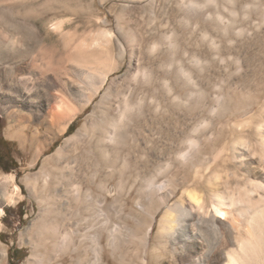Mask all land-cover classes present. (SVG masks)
Instances as JSON below:
<instances>
[{
  "label": "bare ground",
  "instance_id": "6f19581e",
  "mask_svg": "<svg viewBox=\"0 0 264 264\" xmlns=\"http://www.w3.org/2000/svg\"><path fill=\"white\" fill-rule=\"evenodd\" d=\"M114 1H117L114 8H119L122 12H127L131 7L134 10L132 5L139 4L140 6L136 9L140 8L143 11V17H147L150 31L157 28L155 21L160 17L167 18L169 23L171 14L169 9L174 2L176 11L182 14L180 23L183 29L193 24V21L201 20L214 24L222 34L235 30H238L234 32L235 35L239 34V28H231L230 23H224L226 19L218 11L220 0ZM53 2L54 0H0V71L12 80L18 88V97L23 98L28 84L26 72H28L27 75L30 72L34 75H42L45 67L56 74L63 67L65 68L66 60H79V64H85L89 70H92L94 77H97L95 91L86 101L85 107H88L93 103V98L106 88L110 77L123 69L128 57V47L133 42V38L130 37L132 28H117L118 36L114 47L109 40L107 41L109 44L98 45L99 47L96 48L97 44L95 47L94 41L90 42L92 39H89V36L94 34L93 30L86 31L87 34H80L79 30L75 29L65 34L63 33L65 21L56 16L67 17L70 13L76 16L77 21L92 24L94 0H61L59 7H56ZM109 2L110 0H99L101 5ZM224 2L232 7L233 13L238 0H224ZM211 6L214 8L212 11L209 10ZM60 7L63 9L61 10ZM158 9L162 10L160 17L155 13ZM50 13L55 15L50 17ZM81 16L84 17L80 19ZM33 19L47 28V34L52 29L60 32L59 34L63 33L66 40L64 48L57 51L55 47L47 44L45 42L47 36ZM120 20L121 18H118V23ZM96 21L100 22L99 19ZM197 24L193 25L194 30L199 29ZM162 25L164 23L161 21L160 26ZM171 31L170 35L162 33L161 39L151 42L146 50L143 49L142 52L136 50L137 52L130 55V65L120 81V88L107 89L83 126L67 137L64 143L46 158L43 168L49 161L55 162L57 159H62V162L55 163L49 172L41 176L43 184H39L40 180L37 176L26 177L25 181H34V188L40 193L41 208V217L35 222L38 233L29 264H107L106 258L109 254L119 263L124 264V256L128 254H124L126 246L125 252L136 254L141 249L145 251V258L140 264L154 262L162 264V252L169 253L173 257H180V264H202L205 258H209L214 252H217L218 255L215 256L217 258L211 259L209 264L222 262L224 264H264V184L254 182L252 179L243 183L236 172L227 170L225 164L226 155L230 151L241 150L245 157L252 156L251 159L247 158L251 172L261 166L262 160L264 161V108L260 109V116L251 121L257 123L255 142L251 143L241 137L238 141L234 140L230 148L228 144L230 142L220 145L224 139L215 138L213 148L211 135L208 136L206 130H203V123L206 127L210 126L211 121H200L193 127V131L197 135L201 134V137L185 138L187 148L175 150L173 158L171 156V159L168 157L167 161H158L152 171L144 175L143 169L148 168L151 162H155L154 158L157 156L152 153L156 143L153 117L167 112L170 106H174V109L179 111L184 109L191 113L202 104L201 101L205 97V92L198 87L197 78L208 70H205L208 63L206 62L205 65L203 59L195 56L193 57L195 58L194 69H187L181 64H176L171 56L174 57L175 51L179 49L176 42L178 34L176 29L172 28ZM96 33L103 38L112 35L109 31L101 29ZM205 35L207 36V33ZM228 42L231 45L234 44L233 40ZM163 43L169 45L170 58L158 65L164 75V78L158 81L153 69L146 65L145 58L155 59L154 57L163 49ZM214 57L219 61H225L216 53ZM227 59L231 65L238 68L241 66L239 57L230 55ZM156 82L161 83L160 91L164 95L162 100L158 99V89L154 87ZM187 86L194 87L195 90L186 92L185 95L179 94V89L182 90ZM138 91L145 93L146 99H142L144 101H134ZM224 97L225 94L220 92L219 101H223ZM225 104L223 103L219 110L227 112L228 107ZM63 112L64 115H69L68 120L77 118L81 113H72L69 108H64ZM250 112H252L251 105L237 109L234 113V121L239 125H246L247 118H242ZM62 113L49 111L47 120L54 122L55 117L59 114L62 116ZM147 113H150L148 120ZM142 119L144 122L138 126L136 134L133 131L134 123ZM8 134L11 138H19L22 142L27 139L23 131L13 127L9 129ZM33 136L32 143H42L38 133ZM203 136L207 137L203 138L204 141L206 139L210 141L206 143L207 148L214 150L219 144L220 149L214 150L216 154L214 153L213 156H204V159H200L199 154L203 151L202 149H205L201 146ZM130 145L137 151L134 165L131 163L130 153L123 155V150ZM69 146L71 147L68 149ZM252 150L258 153V160L261 162H254L256 153L252 152L253 155H251L249 152ZM86 162L93 164V170L90 172L84 166ZM189 164L195 168V173L192 175L184 170L188 169ZM183 173L185 176H182ZM180 175L183 177L182 180L179 178ZM12 179L13 177H6L0 180V232L2 215L5 213L3 206L6 202H15L13 197L15 194L11 195L9 192ZM131 180L134 181L133 184ZM93 186L97 189L98 195L94 194ZM135 189L137 196L134 199L132 195ZM204 189L208 191L207 194H204ZM19 192L20 188L17 186L16 193L19 194ZM179 192H181L180 196H178ZM253 195H256V200L252 199ZM108 196L112 198V203L116 206L121 205V199H133L137 209L135 211L131 209L130 216H134L133 219L136 220L138 228H146L142 236L138 230L135 231L121 223L111 222L109 213L104 208L109 199ZM81 200L83 205L80 207L76 203ZM248 210H250V216L247 215L248 219L242 220L246 212H249ZM82 211L90 214L88 227L85 230L80 229V223L77 220ZM137 212L148 214L151 223L143 222L142 218L136 216ZM155 229H157L156 232ZM206 234L210 236L211 241L205 238ZM153 240L156 246L154 245L152 252L156 255H153L151 263V259L147 257ZM1 244L0 241V258L3 259L7 252ZM131 244L133 248L128 247Z\"/></svg>",
  "mask_w": 264,
  "mask_h": 264
},
{
  "label": "rangeland",
  "instance_id": "374dc122",
  "mask_svg": "<svg viewBox=\"0 0 264 264\" xmlns=\"http://www.w3.org/2000/svg\"><path fill=\"white\" fill-rule=\"evenodd\" d=\"M53 3L56 7H59L61 0H54ZM94 3V12L91 17L93 19L92 24L84 23V21L81 23L77 21L78 19H76V16H73L70 13L67 17H60L56 15L58 18H61L65 21V29L63 33L66 34L67 31L73 32V30L78 29L80 34H87L89 30H93V33L96 35L93 34L91 37L89 36V39L92 40H88V42L94 41V46L97 44V47H95L98 48L100 45H106L107 43L109 44L107 41L111 40L110 43L114 47L118 36L117 28H132L130 37L133 38V42L132 44L130 43L129 47L127 45L128 57L124 63L123 69L116 75L110 77L106 88L102 90L101 94L93 98V103L88 107H85L86 101L92 97L95 91L97 77H94L92 70H89L85 64L80 63V65L79 60H66L67 63L65 62L64 64L65 68L63 67L61 70L62 72H56V74L55 72H50L48 68L45 67L42 75H34L33 72H30L29 75H27L28 72H26L25 76L29 85H26L23 98L18 97V88L12 83V80L8 77H5L6 74L0 71V136L8 141L7 144H4L2 147H0V154L2 155L0 157V180L6 177H13L12 182L9 185V192L11 195L15 194L13 196L15 202H6V205L3 206L5 213L2 215L1 219L2 229L0 232V241L2 242L1 245L6 250L7 255L3 259L0 258V264H29V259L33 254L35 237L38 233V228L35 225V222L41 217V208L39 204L40 193L39 191L35 190L34 181L26 182V177L37 176L40 180L39 184H43V177L41 176H43L44 173L49 172V170L54 167L55 163L60 164L62 162V159H57L55 162L49 161L48 164H46L43 168L46 158L49 155H52L57 147L64 143L67 137H70L80 127L83 126V124L96 109L107 89L113 90L115 88L114 90H116L117 87L120 88V81L127 73L130 65V55H132L133 52H137L138 50L140 52H142L143 49L146 50L147 45H149L151 42L161 39L160 36L162 33H167L170 35L172 28L174 30L176 29V34H178L176 35V42L179 46V49L175 51L174 57L173 55L171 56V58L175 59L176 64H181L187 69H194L195 58L193 57L195 56L199 57L201 60L203 59L202 61L205 65L208 63L205 68V70H208L204 71V74L202 73L197 78L199 83L198 87L205 92V97L203 98V101H201L202 104L191 113L184 109V111L182 109L179 111L174 109V106H170L167 112L154 116V119L152 118L155 120L154 123L151 120L154 126L153 130L156 131V143L155 148L153 147L154 149L152 150V153L156 154L157 156L154 158L155 162H151V164H149L150 168L148 167L143 169V172L145 173L144 175H147L149 172H151L152 168L157 165L158 161H167L168 157L171 159V156L173 158L175 150L177 151L179 149L187 148L185 138L189 136L194 138L201 137V134L197 135L193 131V127L200 123V121H211L210 126L204 127L203 123V130H206L208 136L211 135V147L215 146L213 144L215 138H221L222 140L224 139V141L220 142V145L227 141L230 142L228 143L229 145L233 144L234 140L238 141V139L241 137H244L251 143L255 142L257 139V123H252L251 121L253 118L256 120L258 116H260V109L264 108V0H238V4L235 10H233V13L231 12L232 7L227 2H224V0L219 1L218 11L226 19L224 23H230L231 28H239L238 35H235L234 33L238 30H235L234 32L229 31L225 32V34H222V32L219 31L218 28L214 26V24L203 22L201 20L193 21V24L187 25L186 29H183L180 23L182 14L178 10L176 11L177 7L174 2L171 6L172 9H169L171 13L169 15V23H167V18L160 17V15H162L161 9L155 11L156 15H159L158 17H160V19H156L155 25L157 24V28H153L151 31L148 29V22L146 19L147 17H143V11L140 8L136 9L140 6L139 4L132 5L135 8L134 10L131 7L127 12H122L121 9L114 8V4L117 3V1L114 0H110V2L106 5H101L99 0H94ZM72 6L74 7L76 5ZM60 9L62 10L63 8L60 7ZM212 9H214L212 6L209 7L210 11H212ZM54 15V13H50V17ZM83 17L84 16H81L80 19ZM118 18H121L119 23L117 21ZM97 19H99L100 22H97ZM33 21L37 23L39 27L41 26L43 34L47 36L45 40L47 44L55 47L57 51L64 48L66 40H64L65 36L63 33L59 34L60 32H56L54 29H52L50 33L47 34V28H45L44 25L35 19H33ZM103 21H106L107 23H102ZM161 21L164 23L162 26H160ZM165 23H167V25H165ZM196 23L199 25L198 30L193 29V25ZM99 29L109 31L110 35L112 34L111 37H100L96 33ZM206 33L207 36L205 35ZM94 39L96 40V43ZM229 40H233L234 44L231 45L228 42ZM99 41L101 43L103 42L104 44H99ZM213 42H215V44H213ZM106 47L107 46H105V48ZM162 48L163 49L161 52L157 54L156 57H154L155 59H148L147 57L145 58L146 65L153 69L157 75L158 81L164 78V75L159 70L158 65L164 60L166 61L170 58L169 45L167 43H163ZM215 53L221 56L225 61L217 60L216 57H214ZM230 55L240 58L241 66L239 68L229 63L227 58ZM159 84L161 83L156 82L154 87L158 89V99L162 100L164 95L160 91L161 85ZM149 88H151V86H149ZM182 90L179 89V94L185 95L188 92L195 90V88L187 86ZM220 92L225 94L223 101H219ZM143 93L138 91L134 97V101H144L142 99L146 98L144 97L145 93ZM223 103H226L225 105L228 107L227 112L225 110H219ZM249 105H251L252 112L247 114V116H244L242 119L247 118L248 123L251 124V127L248 123H246V125H239L234 121V113L237 109ZM64 108L71 109L72 113H81L78 114L77 118L68 120L69 115L67 116L63 114ZM56 110L59 113L63 112L62 116L59 114L60 117L56 116L55 120H53L54 122H49L47 120L49 111L56 113ZM171 111L173 114H170ZM147 114L148 120L150 113ZM177 118H179L180 121ZM162 119L164 120L160 121ZM143 122V119L141 121H135L133 131L136 132V134L138 133V126ZM71 126L73 127L70 130ZM11 127L23 131L27 136L26 141L22 142L19 138H11L8 134ZM245 129L247 130L245 131ZM36 133L40 135L43 146L42 143H32V139L34 137L33 135ZM203 138L205 139L207 137H202L201 146L207 150L201 148L204 152L202 151L203 153L201 152L199 154L200 159H204L206 156H213V154L216 152L214 150H217L220 146L218 144L216 149L210 150L206 147L210 141L207 139L204 141ZM54 139L56 140L53 142ZM70 147L71 146H69L68 149ZM229 147L232 148V145ZM240 151L241 150H232L226 155L227 160L225 161V164L227 166V170L236 172L243 183L249 179H252L254 182H261L264 184V161L262 160L261 162L258 160L259 156L255 150L249 152L251 155L256 153V155H254V162H261V166L257 170H253L254 172H251L252 170L247 164V158L251 159L250 157L252 156L245 157V154H243L242 151L241 152L243 155L240 154ZM129 153L132 155L131 163L134 165L137 151L135 147H132V145L123 150L124 156L128 155ZM246 154L248 155V153ZM243 156L245 158H243ZM241 158H243L242 161ZM9 159L15 160L18 166L16 169L6 171L5 169L11 166ZM197 164L198 163L195 165L198 168ZM255 165L258 167L257 164ZM84 166L89 172L93 170L92 162L91 164L86 162ZM187 168L188 169L185 168L184 170H186L189 175L195 173V168L192 165L189 164ZM185 173H183L182 176H185ZM182 176L180 175L179 178L183 179ZM160 179L163 180V178ZM178 179L177 183L182 180L179 179V181ZM131 182L133 184L134 181L131 180ZM17 186L20 188L19 194L16 193ZM92 188L94 194L98 195L97 189L94 186ZM136 192L137 190L135 189L132 195V198L134 199L137 196ZM203 192L204 194L208 193L206 189H204ZM180 195L181 192H179L178 196ZM108 198L109 199L104 205V208L109 213L111 222L121 223V225L124 224L135 231L138 230V232H140V236H142L146 228H138L136 220L133 219L134 216H130L131 209L134 211L137 209L133 199H121V205L119 206L118 204L116 206L115 203H112V198L109 196ZM256 198V195L252 196V199L256 200ZM122 203L125 207H122ZM76 204L81 207V205H83V200ZM248 211L249 212H246V214L242 217V220H245L246 218L248 219V216H250V210ZM136 216L142 218L141 220L147 224L151 223V218L148 214L137 212ZM89 217L90 214H88V212L82 211L79 218H77L78 222L80 223L79 227L81 230H85L88 227ZM156 230L157 229H155V232ZM205 238L209 239L208 241H211L208 234H206ZM155 244V240H153L150 248L148 249L149 254L147 259H151V263L153 262V255H156L152 252L153 248L156 246ZM129 246L132 247L133 245L131 244L128 245V247ZM125 251H127V246L124 250V254L128 253L124 256V264H140L141 260L145 258V251L143 249L139 250L136 254L134 252ZM212 254L209 256V258L206 257L202 264H209L211 259L217 258L215 257L218 255L217 252ZM162 255V264L181 263L180 257H173L172 255H169V253L166 254V252H162ZM106 263L122 264L119 263L118 260L114 259V257H112L110 254L107 255ZM152 264L157 263L154 262ZM221 264L224 263L222 262Z\"/></svg>",
  "mask_w": 264,
  "mask_h": 264
},
{
  "label": "trees",
  "instance_id": "16d2710c",
  "mask_svg": "<svg viewBox=\"0 0 264 264\" xmlns=\"http://www.w3.org/2000/svg\"><path fill=\"white\" fill-rule=\"evenodd\" d=\"M72 127L73 126L70 127V130L72 129ZM7 143H8V141H6L2 136H0V147H2L4 144H7ZM1 156L2 155L0 154V157ZM9 161L11 162V166L9 168H6L5 170L6 171H10L12 169H16L17 166H18L17 163H16V161L13 160V159H9Z\"/></svg>",
  "mask_w": 264,
  "mask_h": 264
}]
</instances>
